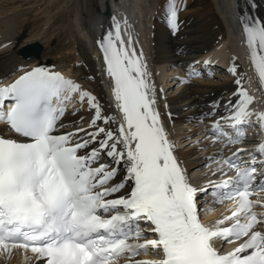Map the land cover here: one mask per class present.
Segmentation results:
<instances>
[{
    "label": "snow or ice",
    "instance_id": "6c2138e0",
    "mask_svg": "<svg viewBox=\"0 0 264 264\" xmlns=\"http://www.w3.org/2000/svg\"><path fill=\"white\" fill-rule=\"evenodd\" d=\"M179 11L177 0H166L173 35L180 29ZM240 21L249 61L264 85V19L241 15ZM123 26L127 34V19ZM97 44L119 119L105 114L78 83L43 65L21 67L10 84L0 81V254L21 249L40 264H264V231L257 228H264V200L250 198L264 191V171L257 170L264 159L249 154L241 160L245 150L237 148L217 161L212 175L221 178L208 183L217 202L231 200L235 207L203 223L197 197L209 188L194 186L174 154L143 51L137 52L130 34L125 43L118 21ZM229 71L236 75L235 63ZM190 75L199 73L190 69ZM77 94L90 119L81 116L61 131L66 106ZM233 95L235 101L224 104L227 115L211 129L212 143L225 147L241 142V126L253 115L264 128V112L249 110L253 97L242 86ZM221 120L231 121L235 139ZM256 151L264 157V143ZM141 222L153 238H145ZM242 238L227 252L217 243ZM149 248L160 258L135 259Z\"/></svg>",
    "mask_w": 264,
    "mask_h": 264
},
{
    "label": "bare ground",
    "instance_id": "6f19581e",
    "mask_svg": "<svg viewBox=\"0 0 264 264\" xmlns=\"http://www.w3.org/2000/svg\"><path fill=\"white\" fill-rule=\"evenodd\" d=\"M106 1L110 8L107 16L103 13L105 0H0V81L5 85L10 84L22 74L21 67L25 70L37 67L34 56L25 59L17 52L28 44L38 42L42 46L40 58L46 63L43 66L78 83L82 90L89 91L97 98L105 114L114 113L119 119L111 80L106 74L97 41L112 30L117 21L121 22L123 34V21L127 19L130 35L140 39L141 47L137 52L143 51V58L151 73L150 80L155 85V107L170 141L177 145L197 141L186 149L175 146L174 154L186 170L189 181L194 186L202 187L208 180L219 178V175L213 176L212 172L217 169L221 152L209 135L214 121L220 120L226 113L225 102L229 99L235 101L233 94L238 87L245 89L242 80L240 86L235 83L236 79H242L243 72L246 74L244 83L248 86V90H245L253 97V103L260 104L254 112H263L264 92L256 90L259 80L249 61V50L236 10L240 6L246 15L250 16L254 11L264 19V0H256L254 10L242 0H209L207 6L195 10H189L193 0H177L180 29L175 35L166 24V1ZM123 38L127 40L125 34ZM205 50L209 52L201 60L211 65L197 62L193 69L191 62ZM239 62L244 71L239 69ZM234 63L236 75L229 71ZM220 65L226 67V77L219 82L208 81L202 75L205 74L203 69L209 67L210 70L216 67L223 71ZM190 69L199 75H190ZM175 85L177 87L173 91ZM261 86L264 90V85ZM215 104L219 106L214 110ZM68 106L70 109L63 118L66 127L61 131L71 130L79 124L81 116L85 117V121L90 119L88 105H80L78 94ZM73 112L76 114L73 115ZM252 117L257 120L255 115ZM111 127L115 129L116 124ZM195 132L198 133L197 140L195 137L190 141ZM3 134L11 135L7 132ZM199 197L198 207L205 206V212L213 209L210 206L215 200L210 191ZM227 206L224 203L205 218L216 213L226 215ZM145 236L150 235L145 233ZM217 243L219 246L222 241ZM27 257L23 250L16 249L10 257L0 254V264L37 263L30 252Z\"/></svg>",
    "mask_w": 264,
    "mask_h": 264
},
{
    "label": "rangeland",
    "instance_id": "374dc122",
    "mask_svg": "<svg viewBox=\"0 0 264 264\" xmlns=\"http://www.w3.org/2000/svg\"><path fill=\"white\" fill-rule=\"evenodd\" d=\"M161 1H166V0H161ZM193 2V6H192V8H190L189 10H191V9H199V8H202V7H205V6H207L208 5V3H209V0H193L192 1ZM222 70V69H221ZM226 76V71L223 69V71H217V72H215V76H208V77H206L205 79L206 80H208V81H211V82H214V83H216V82H219L220 80H221V78L223 79L224 77ZM176 90V85L173 87V91H175ZM197 134L198 133H196L195 132V135L193 136V138L191 137V138H189V140L191 139V140H193L195 137V139L197 140ZM190 140V141H191ZM189 141H186L185 143H184V145H186L187 143H188ZM196 142L197 141H191L188 145H186L183 149H186V148H188L189 146H192V145H194V144H196ZM182 147V146H181Z\"/></svg>",
    "mask_w": 264,
    "mask_h": 264
},
{
    "label": "water",
    "instance_id": "95a60500",
    "mask_svg": "<svg viewBox=\"0 0 264 264\" xmlns=\"http://www.w3.org/2000/svg\"><path fill=\"white\" fill-rule=\"evenodd\" d=\"M104 5H105V15H108L109 14V6H108V1L105 0L104 2ZM41 50H42V46L40 43H34V44H28L22 48H20V50L17 52L18 55L22 58H29L31 56H34L37 60V62L39 64H42L43 63V60H41L40 58V53H41Z\"/></svg>",
    "mask_w": 264,
    "mask_h": 264
}]
</instances>
